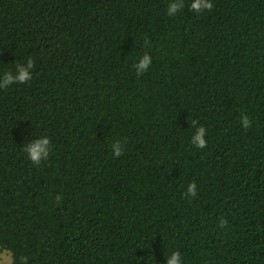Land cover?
<instances>
[{"label": "trees", "instance_id": "trees-1", "mask_svg": "<svg viewBox=\"0 0 264 264\" xmlns=\"http://www.w3.org/2000/svg\"><path fill=\"white\" fill-rule=\"evenodd\" d=\"M171 2L0 0V84L35 65L0 88V253L14 264H168L174 251L264 264V0L200 14L185 0L168 16ZM45 136L33 164L25 149Z\"/></svg>", "mask_w": 264, "mask_h": 264}, {"label": "clouds", "instance_id": "clouds-1", "mask_svg": "<svg viewBox=\"0 0 264 264\" xmlns=\"http://www.w3.org/2000/svg\"><path fill=\"white\" fill-rule=\"evenodd\" d=\"M190 10L200 14L205 10H212L214 5L211 0H191V3L188 5ZM185 7V0H173L167 7V15L175 16L178 12L182 11ZM147 44V42H146ZM149 46V45H148ZM152 63V57L149 53H145L142 57L139 58V63L134 64L133 67L137 69V76L142 75L146 72L149 66ZM34 60L29 57L26 64L16 65V71H8L5 73V78L3 84H0V88H6L7 85L19 81L21 84L32 80V70L34 69ZM241 123L244 129H248L251 126L252 121L247 115L241 116ZM190 124L196 126L198 124L197 120H191ZM206 128L204 126L197 127L195 134L191 139V143L195 145L198 149H203L207 146V140L204 138L206 135ZM51 141L47 136L44 138L33 141V143L28 146L25 151L28 154V158L33 162V164H40L42 157H47L49 149L46 147ZM112 153L114 156L119 157L123 154V149L119 141L112 144ZM185 196L195 197L197 195V185L196 183L190 182L187 186V191L184 193ZM56 200L60 201L61 196L57 195ZM228 221L223 217L218 218V227L224 228L227 225ZM180 253L174 251L171 253V259L168 261V264H179ZM14 256L8 253H0V264H14ZM27 258H21V264H26Z\"/></svg>", "mask_w": 264, "mask_h": 264}]
</instances>
